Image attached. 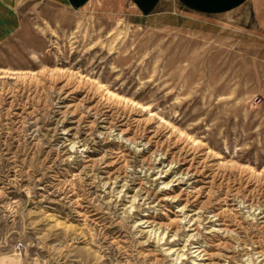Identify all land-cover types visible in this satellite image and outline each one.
<instances>
[{
    "label": "rangeland",
    "instance_id": "1",
    "mask_svg": "<svg viewBox=\"0 0 264 264\" xmlns=\"http://www.w3.org/2000/svg\"><path fill=\"white\" fill-rule=\"evenodd\" d=\"M251 4L0 0V264H264Z\"/></svg>",
    "mask_w": 264,
    "mask_h": 264
},
{
    "label": "crops",
    "instance_id": "2",
    "mask_svg": "<svg viewBox=\"0 0 264 264\" xmlns=\"http://www.w3.org/2000/svg\"><path fill=\"white\" fill-rule=\"evenodd\" d=\"M71 10L92 9L95 5L102 12L119 13L137 16L154 15L160 11H168L171 4L180 5L189 12L202 16L227 14L248 0H64ZM258 21L264 27V0H251ZM164 9V10H163Z\"/></svg>",
    "mask_w": 264,
    "mask_h": 264
}]
</instances>
